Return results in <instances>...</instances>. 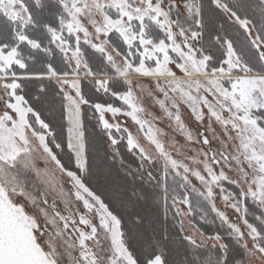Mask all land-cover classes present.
<instances>
[{
    "label": "snow or ice",
    "instance_id": "1",
    "mask_svg": "<svg viewBox=\"0 0 264 264\" xmlns=\"http://www.w3.org/2000/svg\"><path fill=\"white\" fill-rule=\"evenodd\" d=\"M0 264H264V0H0Z\"/></svg>",
    "mask_w": 264,
    "mask_h": 264
}]
</instances>
